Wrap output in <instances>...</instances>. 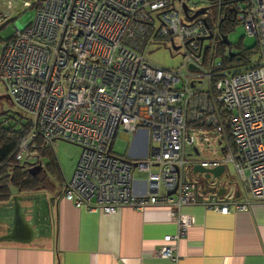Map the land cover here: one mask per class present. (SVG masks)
<instances>
[{
    "label": "built area",
    "instance_id": "1",
    "mask_svg": "<svg viewBox=\"0 0 264 264\" xmlns=\"http://www.w3.org/2000/svg\"><path fill=\"white\" fill-rule=\"evenodd\" d=\"M33 3L34 16L14 29L0 53V84L29 129L19 140L18 164L37 162V139L51 149L56 141L78 147L61 199L103 215L165 209L175 233L163 237L154 256L173 262L176 241L193 225L182 207L225 215L264 206V0ZM198 4L205 6L201 13L214 6L217 12L196 18ZM221 6L255 39L245 66L217 58L225 46L218 32L226 18ZM164 43L180 52L176 69L145 58L150 46ZM119 132L131 137L132 157L144 152L145 143L144 162L112 153ZM212 141L219 144V158L185 159V146L200 152ZM228 165L248 192L243 201L232 192L206 193L199 178L184 176L188 167ZM134 171L146 173L145 191L136 195Z\"/></svg>",
    "mask_w": 264,
    "mask_h": 264
},
{
    "label": "crops",
    "instance_id": "2",
    "mask_svg": "<svg viewBox=\"0 0 264 264\" xmlns=\"http://www.w3.org/2000/svg\"><path fill=\"white\" fill-rule=\"evenodd\" d=\"M75 165H57L54 172L41 164L47 183L35 193L46 197L48 230L35 235L27 244L0 242V264H264V206L254 204L249 211L230 210L225 215L200 205L182 207V213L192 216L193 225L185 237L176 241L178 260L173 262L154 256L163 237L175 233L165 209L151 207L139 213L121 208L103 215L75 208L61 199V191ZM193 167L185 169V177ZM46 172L58 178L53 188L48 187ZM190 175L192 181L200 178ZM224 175L213 183L224 190L220 193L232 192L241 201L248 198L245 187L222 183ZM144 181L145 178L133 181V194L145 191ZM11 194L24 195L18 191ZM4 214L0 208V221L5 220ZM4 226L0 222V237L4 235Z\"/></svg>",
    "mask_w": 264,
    "mask_h": 264
},
{
    "label": "rangeland",
    "instance_id": "3",
    "mask_svg": "<svg viewBox=\"0 0 264 264\" xmlns=\"http://www.w3.org/2000/svg\"><path fill=\"white\" fill-rule=\"evenodd\" d=\"M35 0H0V53L2 49V45L5 41H7L13 34L14 29L29 22L30 19L34 16V10L29 7H24V4L27 3L29 6ZM225 1V0H224ZM205 6L203 4H198L194 9L198 11L199 9H203ZM217 7H209L207 12L199 13L196 15V18H202L206 15H211L212 12L216 13ZM233 31H231L227 35V41L234 48V52H236V45L241 46L247 49L253 50L255 47V39L252 37H248L245 33L244 27L241 24H234ZM224 55L227 54L226 47H224ZM218 59H224L225 56L221 53L219 49L217 52ZM145 58L154 64L155 66L162 69H176L181 63V55L180 52L175 53L171 52L170 43H164L163 45H154L150 46L149 50L145 53ZM217 59V60H218ZM5 96V91L3 86L0 84V112H12L17 113L15 107L3 97ZM131 142V137L128 134L118 133L116 138L114 139L111 150L112 153L119 157H127L128 148ZM219 147L218 142L212 141L208 142V144L202 145L199 150L200 152L193 151L192 147L185 146L184 147V157L186 160H209V159H217L220 157V153L215 150ZM80 150L78 147L71 145L66 142L56 141L52 146L51 156H53L56 164L60 167L69 168L75 163H77L79 157ZM38 159L41 161V164L46 167L48 162V158L43 156H38ZM139 162H144L143 158L137 159ZM225 175L222 176L221 182L228 181L233 184H237L234 178V171L231 166H227L225 170ZM46 175L49 177V188H53L58 180L55 179L53 174L46 172ZM194 175V174H193ZM52 176V177H51ZM146 177V173L134 171L133 180H144ZM198 178V176L196 177ZM51 190V189H49ZM11 193H16L17 190L14 187L10 188Z\"/></svg>",
    "mask_w": 264,
    "mask_h": 264
},
{
    "label": "trees",
    "instance_id": "4",
    "mask_svg": "<svg viewBox=\"0 0 264 264\" xmlns=\"http://www.w3.org/2000/svg\"><path fill=\"white\" fill-rule=\"evenodd\" d=\"M35 3L29 8L33 9ZM227 12V10H226ZM232 14H226V22L219 25L218 32L223 31V35L227 36L233 31V25L236 22L232 20ZM238 24V23H237ZM227 46V45H226ZM225 46H219L220 50H224ZM234 47L229 44L228 53L230 58L225 57L223 63L233 66H245L253 51L236 45V52L233 53ZM218 49V50H219ZM17 111V110H16ZM227 131V127L225 126ZM25 119L20 112H0V204L6 203L12 196L10 188L14 187L18 192L24 194H35L42 186L46 185L44 172L31 176L28 169L33 166L31 163L18 164L15 160V154L18 149L19 140L23 135L28 133ZM36 149L38 156L45 155L49 160L46 167L55 172L57 169L56 162L51 156V148L43 146L41 140H36ZM40 162L38 159L37 162ZM196 176H199L196 174ZM200 177V176H199ZM19 194V193H18Z\"/></svg>",
    "mask_w": 264,
    "mask_h": 264
},
{
    "label": "water",
    "instance_id": "5",
    "mask_svg": "<svg viewBox=\"0 0 264 264\" xmlns=\"http://www.w3.org/2000/svg\"><path fill=\"white\" fill-rule=\"evenodd\" d=\"M205 9H200L196 14L203 12ZM229 12H232L230 10ZM209 38V36L207 37ZM221 41L223 45H228L227 37L222 36ZM231 55V54H230ZM8 100V97H3ZM140 156H130V148H128L127 157L132 159L144 158L145 151ZM135 166V164H133ZM42 166L40 163L32 166L28 169V173L31 176L37 175L42 172ZM226 168L219 166L213 169H203L199 166L192 168L191 173L200 176V186H206V193H213L217 196H221L220 192L224 190L218 189V183L220 176L225 172ZM44 172V171H43ZM191 173H187L186 178L191 180ZM230 184V183H228ZM168 195V194H167ZM1 211H4L3 219L0 221L5 224L4 235L0 237V242H17L27 244L35 235L42 234L49 227V209L46 197L44 194H26L23 197L13 195L6 203L0 204ZM2 218V217H1Z\"/></svg>",
    "mask_w": 264,
    "mask_h": 264
},
{
    "label": "flooded vegetation",
    "instance_id": "6",
    "mask_svg": "<svg viewBox=\"0 0 264 264\" xmlns=\"http://www.w3.org/2000/svg\"><path fill=\"white\" fill-rule=\"evenodd\" d=\"M225 6H221L220 8H219V13H220V15H225L226 13H225ZM217 12V11H216ZM226 18L223 20L224 21V23L226 22ZM219 31V30H218ZM220 34H222L223 33V31L221 30V32H219ZM223 35V34H222ZM223 36H225V35H223ZM227 37V36H226ZM228 42V41H227ZM226 47V49H227V51L229 50V43H228V45L227 46H225ZM231 52H234V51H231ZM38 163H40L39 161L38 162H35V163H33V166L34 165H37ZM41 173V172H40ZM47 183V182H46ZM45 186V185H44ZM44 186H42V187H44ZM46 187V186H45ZM36 194V193H35ZM24 195H26V194H24ZM24 195H18L17 194V196H20V197H23ZM13 196V195H12ZM5 227V226H4ZM6 228V227H5Z\"/></svg>",
    "mask_w": 264,
    "mask_h": 264
}]
</instances>
